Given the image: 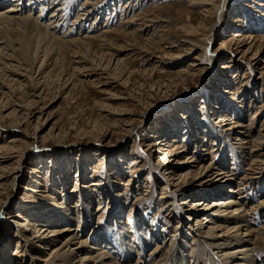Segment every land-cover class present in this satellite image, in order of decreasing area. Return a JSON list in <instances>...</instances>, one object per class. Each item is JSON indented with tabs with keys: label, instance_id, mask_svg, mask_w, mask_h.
I'll return each instance as SVG.
<instances>
[{
	"label": "rangeland",
	"instance_id": "obj_1",
	"mask_svg": "<svg viewBox=\"0 0 264 264\" xmlns=\"http://www.w3.org/2000/svg\"><path fill=\"white\" fill-rule=\"evenodd\" d=\"M203 1L21 0L20 17L48 25L56 11L59 24L42 42L32 21L8 31L6 52L23 65L19 78L0 79V264H47L43 225L46 235L83 231L87 249L107 241L118 261L126 254L114 242L126 232V248L148 245L130 264L154 260L158 243L162 264L264 250V0H232L222 16L223 0L210 12ZM222 190L243 203L228 234L247 242L222 241V227L219 239L208 233L216 223L195 202ZM70 233L53 237L54 248Z\"/></svg>",
	"mask_w": 264,
	"mask_h": 264
},
{
	"label": "bare ground",
	"instance_id": "obj_2",
	"mask_svg": "<svg viewBox=\"0 0 264 264\" xmlns=\"http://www.w3.org/2000/svg\"><path fill=\"white\" fill-rule=\"evenodd\" d=\"M4 1H6V0H0V4H3ZM13 1H16V2H19V3H16V4L12 5L11 9H8L9 8L8 7L7 8L8 10L0 11V79H3L4 77L9 79L11 76H13V77L16 76L17 78H19L21 76V74L19 72L17 74V70L21 69L20 67L23 65V63H21L19 61V59L15 55V53H12L13 51H11V53L10 52H6L7 47L9 46V44H10V46H12L11 45L12 42L9 43V41H13L12 39L10 40V37H9V34H8L9 29H13V28L17 27L16 25L19 24L22 21L24 22V20H28L29 22L32 21L31 22V26L37 31V33L35 32L37 34L36 36H38L39 41L42 42L43 40L48 39V37L50 38V36L53 39L52 35H56L57 34V25L59 24V21L54 20L55 15H56V11H53L52 14L50 15L51 21L48 22V25L39 23L40 21L38 20V17L35 20L32 15H27L26 17H20L21 14L23 13L20 10L21 0H13ZM231 1L232 0H223L224 3L222 4V7L219 8V5H218V6H216L214 8V12L217 14V16H220V15L222 16L224 8ZM213 2H214V0H204L201 3V5L207 12H210L208 10L210 8L208 5H212ZM13 7H15V8H13ZM10 11H14V12L18 11L19 12V14H18L19 17H17V15H15V14L11 15ZM60 37L62 39L67 38V37H62V36H60ZM69 40L74 41L75 39L74 38H68L64 42H68ZM61 41H63V40H61ZM52 42H55V41L52 40ZM14 49H16V48H14ZM210 57H212V56H210ZM17 59H18V63L16 62ZM13 62H16V64H12ZM33 64H30V66L26 65V67L28 69L32 70L33 66H34ZM43 65H45V64H43ZM8 72H10L11 74L7 75ZM14 78L12 80L16 81V80H14ZM3 81H4V79H3ZM8 83L11 84V81H8L7 84ZM16 84H19V83H16ZM12 88H14V87H12ZM184 174H185V176H187V175H189V172L187 174L184 172ZM216 179H217V181L224 180L222 172L218 173ZM225 183L226 184L227 183L231 184L230 180H226L224 182H221V184H225ZM239 187H241V186H239ZM241 188H243V187H241ZM206 190L207 191H205V192L209 195L210 193H212L211 190H213V189L212 188H210V189L207 188ZM208 190H210V192H208ZM232 191H236V190H230V191L222 190V192L219 194L220 197H221L220 199H216L215 201H212L210 203H208V201H205V202H203V201H199L198 202L197 201V202H195V204H196V206L205 205V208L207 207V211L208 212L205 211V208L204 209L203 208L198 209V211H202L201 213H203V212L207 213L205 215L206 216L205 218H207L208 222H210L212 224L216 223V225L214 224L215 227L211 224L213 227L208 230V233L212 236L213 240L219 239L220 236L219 237L217 236V230L216 229L222 227L220 229L222 231L221 236L223 235V240L222 241H228L229 244H235L234 242H236L237 244L238 243H244V242H247V240H245L244 238L232 237L233 238L232 239L230 234H228V233H231L230 231L233 228L237 227V225H236V227H231V225L229 226L228 224H231V223L235 224L236 222L233 221L234 218L235 217H239V216H236V215L238 213H241V212H239L240 209H243L242 208L243 207V203H241V202L239 203L238 201H234V200H237L236 197L234 198L232 196L231 198H228V199H223L222 198L225 195H229V193H231ZM232 199H234V200H232ZM223 200L225 202H223ZM225 203H227V204H225ZM232 203H234V204H232ZM263 204H264V202H263ZM3 205L4 204H1V206H0V214H1L2 210H3ZM223 205H225V206H223ZM261 207L264 208L263 206H261ZM105 208H106L105 205H103V204L100 205L99 212H101ZM242 211L244 212V215L243 216L241 215V216L243 217L244 221H248L247 220V215H248L247 211L246 210H242ZM0 220H1V217H0ZM207 220H205V221H207ZM26 221L27 222L25 224L21 225L22 229L23 228L25 229V227L30 226V224H33V222L31 220H29L28 218L26 219ZM221 221L224 222L225 224L222 223ZM37 228H40V225H38ZM135 228L138 230V232L141 231L140 225L137 224L135 226ZM239 230H241V229L238 228L237 231H239ZM41 231H43L42 234H41ZM47 231H48V229H46L45 226L43 225L39 229V231L37 233V236H36V238H39V242L42 243L43 245H45L46 248L49 246L47 249L50 251L51 259L47 260L48 261L47 264H50V263L53 264L52 261H53L54 257L60 258L59 260H61L62 262H65V264L71 263L72 258L78 257L81 252H83L84 254H83V256H81L82 258H80V260L78 261V264H130L128 262V260L132 256H134L135 253H137V255H142L143 252L145 251V248L148 246V245L143 246V244H144L143 240H140V241L137 240V244L133 245V247L135 249L134 248H126V245L124 246V244L128 240L129 236H127L126 232H121L120 236H118V239H116V242H114V243L118 246V249H119L118 251H120L121 253L126 254V256L125 257H119L120 259L118 261V260H116L117 258H115L114 256L112 257L111 253H109L108 250L104 249L105 247H107V246H104L105 244H107V245L110 244L107 241H104V242H106L105 244H98V246L97 245L94 246V244H97V241H96V243L94 242L93 245L89 246L88 249H87V245H89V244L87 243L88 241L86 239H84V237H82L84 232L81 231V230L76 229V230H74L75 232L73 233V229L72 228H66L64 230L56 228V229H54V230H52L50 232L51 234H47L46 235ZM67 231H72V233H70V235L67 237V239L64 241V243L60 247L57 246V247L54 248V243H53L54 239H52V238L53 237L54 238L55 237L59 238L62 233L67 232ZM98 232L99 231H96V232H94V234L96 235ZM105 238L107 240V238L109 239V236H106ZM93 239L97 240L99 238H93ZM134 241H136V240H134ZM71 243L75 244L72 248H71V245H70ZM69 245H70V248L68 250H65V251L62 252V250L65 247H68ZM91 248H94V249H91ZM165 248L166 247L163 244L161 245V244L158 243L152 249V254H153V259L154 260H151L152 258L151 259L149 258V259H145L143 261L140 258L141 260H139V261L137 260L138 262H136L135 264H162V261H164L165 258L167 259V256L164 255L166 253V252H164ZM217 248H219V247H217ZM219 249L223 250V248H219ZM250 251H251V247L249 248V245L244 244L243 246H240L239 248H236L235 250L226 251L225 255H228V256H226L227 258H221L224 255H222L221 257L215 255L213 257V259H214L213 260V264H233L234 262L232 260L235 259L234 255H237L238 258L241 259L240 262L235 263V264H253L255 258L256 259H260V261H261L262 257H264L263 256L264 250L262 252H260V253L254 254V255H252V252H250ZM229 255H231L230 256L231 258L229 257ZM164 256H165V258H164ZM253 256H254V258H253ZM155 259H157V260H155ZM172 263H175V260H173ZM54 264H56V263H54ZM254 264H258V263H254Z\"/></svg>",
	"mask_w": 264,
	"mask_h": 264
}]
</instances>
